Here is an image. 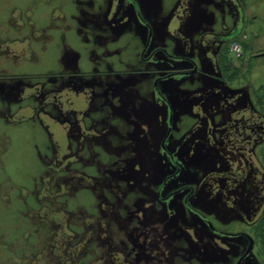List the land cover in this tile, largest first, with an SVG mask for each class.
Returning <instances> with one entry per match:
<instances>
[{"label": "rangeland", "instance_id": "1", "mask_svg": "<svg viewBox=\"0 0 264 264\" xmlns=\"http://www.w3.org/2000/svg\"><path fill=\"white\" fill-rule=\"evenodd\" d=\"M136 8L155 43L180 53L187 41L202 68L221 73L159 82L173 105L168 146L181 161L180 180L202 179L194 204L220 228L247 231L252 264H264V55L256 56L264 51V0H0V264H122L130 241L118 226L138 225L132 203L153 198L168 167L158 143L167 108L151 85L168 66L163 56L140 58L147 26L130 18ZM106 13L113 17L103 21ZM64 64L80 72L39 99L43 76ZM50 98L64 103L65 115ZM135 114L131 135H109V124ZM133 138L148 153L146 167L129 164L138 171L132 179L124 165ZM208 234V259L232 264L240 237Z\"/></svg>", "mask_w": 264, "mask_h": 264}, {"label": "flooded vegetation", "instance_id": "2", "mask_svg": "<svg viewBox=\"0 0 264 264\" xmlns=\"http://www.w3.org/2000/svg\"><path fill=\"white\" fill-rule=\"evenodd\" d=\"M127 1L128 3H133V0ZM119 11L120 8L117 9V12ZM136 14L137 16H130V18L135 23H137L138 26L140 25L139 23H145L147 26L145 28L146 33L143 37L141 45L140 58L142 60H151L158 56H163L164 63L168 66L165 69L163 68V71H161V73L157 74L155 71L156 76L151 82L153 89L156 91L157 98L167 108L162 135L159 138L158 143L163 162H166L168 164V167L163 174L159 175L157 178L155 177L156 179L154 181L156 182V185L153 198L152 194L149 198L142 197L141 195L140 197H137V199L132 203V206L134 207L130 209V214L136 224H138V227L135 226L132 229H129L124 226H118V228L123 231L121 233L122 235H125V240L127 239L130 241L129 250L126 254H124V260L122 264H130L129 260L131 259L134 260L135 264H214L208 259L206 255L207 250L209 249V245L207 244L209 238V230L212 232L211 237L215 239H217L219 236H222L223 238H234L233 240H236L237 237H240L239 239H241V244L243 243V246L232 264H252V256L254 254L253 237L247 231H229L220 228L204 211H202L194 204V197L197 194L198 185H202V179L200 181L201 183L180 180V175L183 168L181 161L178 160L177 156L173 152L174 150H171L168 146L169 140L175 131L173 120V105L171 104L168 97L159 89V82L161 80L170 79L174 76H179L180 78H188L193 75H201V77L205 78H212L213 76H215V78L219 79L222 78L221 73H216L218 75H213L212 71L210 69H207V67L202 68V64H199L191 57L190 44L189 42L187 44V41L182 42V49L180 53L169 50L164 43H155L156 40L153 26L146 23L142 19L141 14L139 13L137 8ZM112 17L110 16V14L106 13L103 17V21H107ZM76 18L83 25L93 22L94 25L91 26L92 29H98L94 19L87 18V20H82L80 17ZM102 30H105V28L103 27ZM110 35L111 37H114L117 34L113 35L110 33ZM96 36L97 35H95V37ZM66 65L67 64H64L65 68H62L60 70L52 71L50 73L46 72L45 76H43L45 79L41 81V94L39 99H41V95L49 92H52L55 96L56 91L62 89V86H64L62 85L64 84L62 80L64 77L68 75H75L73 72H80V70H72L70 66ZM94 71L97 72V75H100L97 68ZM108 71H113V74L116 75H118V73L120 72L118 70L112 69H108ZM114 82L112 81V84ZM30 95L35 94L31 93ZM119 97L121 99V96ZM48 101L49 103H52V106L56 112L65 115L67 108H63V106L65 105L62 101H57L55 100V98H50V100ZM111 106L114 107L116 105ZM132 108L134 109V107ZM182 118L184 119L185 116L183 115ZM119 120L121 121L119 122ZM101 122L103 125H106L108 123H105L104 120H102ZM117 122H119L120 124L119 127ZM117 122H115V124H109L111 126L108 132L109 135L113 136L114 139L121 140L124 139L127 135H131L132 128L134 129V127L139 126L137 125V123L139 122V114H135L134 117L130 116L129 118H118ZM128 122H131L135 126L131 125V127ZM121 128H123L124 133H121ZM131 145L135 148L132 152L130 151L131 153H128L127 160L124 166L125 168H128V170L130 171L129 174L133 179L138 176V171H134L133 168L130 169L129 164H132V167L136 166L139 169L140 167H146V156L148 153V148L143 146L138 138H133ZM231 145L234 144L232 143ZM229 152H231V150H229ZM116 174L117 173H115V175ZM104 188L108 189V191L112 193V195L117 200V193H114V191L112 190L111 182L104 184ZM149 201H151V203H148ZM155 202H158L159 207L162 208H157ZM186 210L193 213L194 219H191V217L189 216V219L187 218V215L183 213V211ZM105 215L106 214L104 213V210H100V216L104 217ZM196 217L199 218L200 225L201 227H204L205 230H199L195 225L194 220L196 219ZM61 240H64V237L59 234L57 239L58 245L61 244ZM217 246H219L218 241L214 243V249ZM175 257H177V259L179 258L180 261H174ZM114 264L120 263L116 262Z\"/></svg>", "mask_w": 264, "mask_h": 264}, {"label": "built area", "instance_id": "3", "mask_svg": "<svg viewBox=\"0 0 264 264\" xmlns=\"http://www.w3.org/2000/svg\"><path fill=\"white\" fill-rule=\"evenodd\" d=\"M231 51H233L234 54L239 55L241 54V48L240 45L237 42H233L230 45Z\"/></svg>", "mask_w": 264, "mask_h": 264}, {"label": "water", "instance_id": "4", "mask_svg": "<svg viewBox=\"0 0 264 264\" xmlns=\"http://www.w3.org/2000/svg\"><path fill=\"white\" fill-rule=\"evenodd\" d=\"M259 55H264V51L256 54V56H259Z\"/></svg>", "mask_w": 264, "mask_h": 264}]
</instances>
